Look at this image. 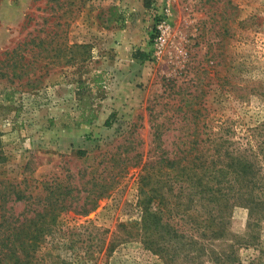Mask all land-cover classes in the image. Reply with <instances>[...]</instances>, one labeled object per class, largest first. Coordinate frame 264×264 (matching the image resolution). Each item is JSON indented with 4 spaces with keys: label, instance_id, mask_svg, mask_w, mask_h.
Wrapping results in <instances>:
<instances>
[{
    "label": "rangeland",
    "instance_id": "rangeland-1",
    "mask_svg": "<svg viewBox=\"0 0 264 264\" xmlns=\"http://www.w3.org/2000/svg\"><path fill=\"white\" fill-rule=\"evenodd\" d=\"M55 189L44 264H264V0H0V195Z\"/></svg>",
    "mask_w": 264,
    "mask_h": 264
},
{
    "label": "trees",
    "instance_id": "trees-1",
    "mask_svg": "<svg viewBox=\"0 0 264 264\" xmlns=\"http://www.w3.org/2000/svg\"><path fill=\"white\" fill-rule=\"evenodd\" d=\"M159 164L160 166L163 164L162 169L159 166V174L172 170L175 171L177 179L181 176L188 177L189 184H192L191 190L205 189L202 184V178L199 176V171H196L195 166L189 169L187 164L181 165L179 159L176 161L168 157L160 158ZM200 169L201 167H199ZM153 170L154 167L150 164L143 165L138 182V191L142 195L143 229L146 232H155L160 229V212H150L149 205L158 197L157 194L160 196L159 193H161L164 186L162 181V185H158L160 183L159 180L155 182V186L153 182L155 173ZM180 180H177V184ZM158 186L160 189H158ZM57 190L50 191L43 208L37 211L33 217L15 214L11 209L6 210L7 199L0 195V264H44L37 256V250L40 244L54 233V229H47L46 226H40V224L48 223L53 225L58 217L59 208H63L59 207L60 193H56L58 192ZM21 201L26 204L25 199L18 194L13 203Z\"/></svg>",
    "mask_w": 264,
    "mask_h": 264
}]
</instances>
